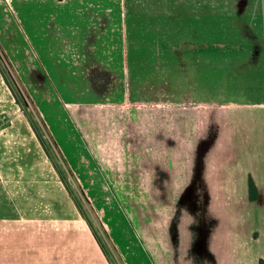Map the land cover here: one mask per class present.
I'll use <instances>...</instances> for the list:
<instances>
[{"label": "rangeland", "instance_id": "obj_1", "mask_svg": "<svg viewBox=\"0 0 264 264\" xmlns=\"http://www.w3.org/2000/svg\"><path fill=\"white\" fill-rule=\"evenodd\" d=\"M175 1L0 0V119L32 122L80 216L64 225L71 241L62 264H128L141 245L153 256L171 219L232 214L230 198L245 195L246 181L217 183L219 164L235 159L225 141L237 101L225 90H262L264 72L218 77L217 63L203 71L201 60L191 69L187 46L172 43ZM236 4L210 0L214 11ZM231 17L211 12L213 40L223 41L209 46L212 55L248 50L230 35Z\"/></svg>", "mask_w": 264, "mask_h": 264}, {"label": "crops", "instance_id": "obj_2", "mask_svg": "<svg viewBox=\"0 0 264 264\" xmlns=\"http://www.w3.org/2000/svg\"><path fill=\"white\" fill-rule=\"evenodd\" d=\"M184 1L172 2L177 7L169 9V18L174 24L172 36L177 39L172 43L187 46L191 55L183 61L191 69L201 60L203 71L217 63L218 77L240 78L245 76L244 70L251 69L264 72V0H236L237 6L230 11L212 10L210 0ZM166 11L163 8L162 13ZM211 12L231 14L230 35L248 50L222 53L217 49L212 55L209 46L223 41L213 40L216 35L210 26L215 18L211 21ZM220 20L217 29L222 39L225 23ZM80 38L73 35L74 42ZM197 53L202 56L197 57ZM237 87L225 90L234 93L237 103L229 111L230 134L223 139L235 159L219 164L224 175L217 183L230 189L240 188L238 184L246 181L245 195L230 198L232 214L184 213L175 223L171 219L165 226L169 236L159 238L153 256L141 245V256L128 264H260L264 259V85L262 90L260 86ZM249 92L260 96L248 97ZM7 121L0 119V264H62L71 241L64 225L80 216L32 122L23 114ZM222 156L228 158L229 149L225 148ZM250 177L259 192L255 200L249 194ZM66 201L71 204L67 207L69 219L63 216ZM249 206L261 210L251 217L241 214Z\"/></svg>", "mask_w": 264, "mask_h": 264}, {"label": "trees", "instance_id": "obj_3", "mask_svg": "<svg viewBox=\"0 0 264 264\" xmlns=\"http://www.w3.org/2000/svg\"><path fill=\"white\" fill-rule=\"evenodd\" d=\"M37 135H39V134H37ZM67 190L69 191L68 187H67ZM249 194H250L251 200H255L259 197L258 189H257L252 177L249 178ZM260 264H264V261L260 260Z\"/></svg>", "mask_w": 264, "mask_h": 264}, {"label": "water", "instance_id": "obj_4", "mask_svg": "<svg viewBox=\"0 0 264 264\" xmlns=\"http://www.w3.org/2000/svg\"><path fill=\"white\" fill-rule=\"evenodd\" d=\"M61 1V0H60Z\"/></svg>", "mask_w": 264, "mask_h": 264}]
</instances>
